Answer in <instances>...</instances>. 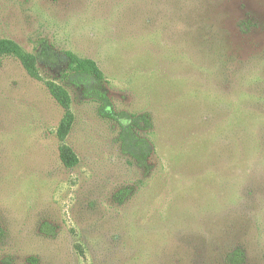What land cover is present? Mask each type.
I'll list each match as a JSON object with an SVG mask.
<instances>
[{"label":"rangeland","instance_id":"374dc122","mask_svg":"<svg viewBox=\"0 0 264 264\" xmlns=\"http://www.w3.org/2000/svg\"><path fill=\"white\" fill-rule=\"evenodd\" d=\"M2 40L0 264H264V0H0Z\"/></svg>","mask_w":264,"mask_h":264},{"label":"trees","instance_id":"16d2710c","mask_svg":"<svg viewBox=\"0 0 264 264\" xmlns=\"http://www.w3.org/2000/svg\"><path fill=\"white\" fill-rule=\"evenodd\" d=\"M7 55H13L17 57L32 78L40 79L36 66V59L33 56L24 53L21 48L13 41L2 40L0 41V57ZM69 58V68L72 72V75H75L83 81L86 80V82L88 80L101 82L104 79L103 72L99 69L94 61L80 58L74 54H69ZM47 86L51 95L55 98L59 105L65 109L64 118L62 119L57 132L60 140L64 141L67 135L70 133L74 122V115L71 112V98L67 90H65L63 87L54 83H49ZM61 158L67 165L70 166L74 165L76 162L74 153L66 146L61 147Z\"/></svg>","mask_w":264,"mask_h":264}]
</instances>
